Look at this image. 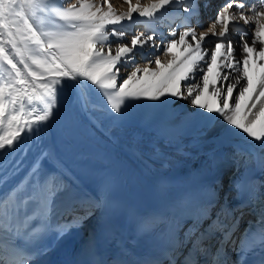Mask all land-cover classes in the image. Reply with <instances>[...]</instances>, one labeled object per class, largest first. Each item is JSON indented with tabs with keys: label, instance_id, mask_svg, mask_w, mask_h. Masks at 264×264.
I'll list each match as a JSON object with an SVG mask.
<instances>
[{
	"label": "snow or ice",
	"instance_id": "obj_1",
	"mask_svg": "<svg viewBox=\"0 0 264 264\" xmlns=\"http://www.w3.org/2000/svg\"><path fill=\"white\" fill-rule=\"evenodd\" d=\"M63 3L0 0V264H34L35 257L45 250L44 241L52 236L62 238L92 215L93 203L101 205L99 197L89 200L79 195L67 173L45 168L47 152L38 153L25 175L4 188L24 169V158L31 150L28 140L54 115L66 87L76 90L78 102L82 95H94L98 107H110L121 114L132 100H190L192 106L207 113L197 117L204 121L206 135L217 121L232 126L225 128V133L241 130L245 139L261 142L264 149V64L259 65L258 79L248 72L249 53L264 58V0H226L211 26L199 36L190 22L179 31L181 56H173L167 64H161L157 56L155 69L133 67L123 79L121 68L134 65L137 49L149 41L154 48L159 45L155 44V33H139L132 37L131 46L117 40L113 54L111 37L126 35L122 22L133 21L134 13L153 18L166 6L184 0H149L143 6L140 0L136 4L125 0L126 13H117L108 0H103L106 9L92 0H76L67 7ZM203 6L209 7L207 3ZM199 7L198 0H187L183 11L191 13L189 20L196 17L197 26L203 27L198 20ZM238 21L248 26V30L238 32L243 40L242 60L236 58V43L228 38ZM176 35L177 30H173L164 46L166 55L177 45ZM209 35L218 37L210 59L209 50L203 47ZM214 68L215 76L210 80ZM198 72L202 74L200 82ZM231 72L237 75L225 84ZM237 87L239 92L233 96ZM240 154L238 145L234 159ZM251 158L257 162V154ZM258 166L264 172V155H260ZM243 188V182L240 188L233 185L238 194ZM254 196L249 191V201L234 208L215 198L204 203L191 199L186 205L187 215L162 217L167 225L162 258L139 264H264V206L250 227L243 232L239 228L243 208ZM257 252L258 258L249 260Z\"/></svg>",
	"mask_w": 264,
	"mask_h": 264
},
{
	"label": "bare ground",
	"instance_id": "obj_2",
	"mask_svg": "<svg viewBox=\"0 0 264 264\" xmlns=\"http://www.w3.org/2000/svg\"><path fill=\"white\" fill-rule=\"evenodd\" d=\"M186 3L187 0L182 4H170L153 18L139 17L134 13L133 21L125 20L122 23L121 30L126 35L122 38L111 37L113 54L117 40L131 46L132 37L139 34L134 32L137 23L142 30L139 32L145 36L155 33V44L159 45L154 48L153 42L149 41L142 49H137L134 65L121 68L122 79L127 78L133 67L143 68L148 65L150 70L155 69L156 64L151 67L152 61L156 59L153 58L162 52L165 61L162 60L161 64H167L173 56H181L183 46L179 44V31H183L184 25L189 22L198 31H206L208 23H212L214 12L225 5L226 0H198V20L203 25L200 28L197 26V18L191 17L189 20L191 13L183 11ZM205 3L209 7L204 8ZM96 4H99V0ZM201 7L204 10H200ZM240 26L248 30V26L239 21L229 31L228 38L236 43V58L242 60L244 54L240 45L243 40L237 31ZM217 29L219 31V25ZM173 30H177V45L171 48L170 55H166L164 46ZM186 39L194 43L190 37ZM206 39L208 43L203 47L209 50L210 59L211 49L215 46L213 41L218 37L209 35ZM150 52L155 55L148 56ZM248 56L249 75L255 74L258 79L261 70L259 65L264 64V58H257L254 53ZM201 75L199 72L196 74L197 82H200ZM230 75L231 79L225 84L233 82L237 73L231 72ZM214 76L215 68L210 74V80ZM85 83L95 88L90 82ZM238 92L239 87L234 90L233 96ZM127 103L129 106L123 114L116 113L110 107H98L94 95H82L78 102L76 90L66 87L53 110L54 115L43 122L35 137L28 140L31 150L24 158L25 167L4 186L5 189L25 175L27 166L38 153L47 152L49 157L43 161L45 168L67 173L79 195L89 200L98 197L101 200L99 207L92 204L94 211L81 226L71 228L62 238L56 239L53 249L40 257L36 256L34 264H48L52 256L74 238L89 236L97 239L106 228L111 236L121 239L123 243L127 242L131 234L137 237L143 230L157 227L167 230L162 217L172 213L179 215L184 209L180 204L183 202L173 200L174 194L179 191L192 190L196 194L210 192L213 196L211 198L220 203L227 202L229 207H236L237 193L233 189L230 174H223L220 160L234 154L238 145L240 156L252 165L254 180L264 189L261 187L264 172L258 166L260 155H264L261 142L252 138L245 139L246 134L238 129H233L231 134L225 133L223 130L231 129L232 126L217 121H214L215 127L206 135L204 121L197 117L207 113L192 106L190 100L162 97L161 101L140 99ZM248 105L251 106V101H248ZM258 107L253 109V113ZM253 153L257 154V162L251 158ZM215 212L216 208H213V215ZM244 216L240 221V229L246 220Z\"/></svg>",
	"mask_w": 264,
	"mask_h": 264
},
{
	"label": "rangeland",
	"instance_id": "obj_3",
	"mask_svg": "<svg viewBox=\"0 0 264 264\" xmlns=\"http://www.w3.org/2000/svg\"><path fill=\"white\" fill-rule=\"evenodd\" d=\"M65 1V0H64ZM98 0H94L93 2H97ZM66 3V4H65ZM69 3H74V0H66L64 3H63V6L64 7H67L68 6V4ZM108 3L109 4H111L112 5V7H113V9L116 11V12H119V11H123V12H127V7H128V5H127V3H125V0H121V2H115L114 0H108ZM131 3L132 4H136V0H131ZM147 3H149V0H140V4H141V6H143V5H145V4H147ZM99 4H101L104 8H107L108 7V5L107 4H103V0H99ZM220 9H217L216 10V12H214V16L216 15V13L219 11V10H221V7H219ZM200 10H204V8L203 7H201L200 8ZM124 22V21H123ZM122 22V23H123ZM239 22V21H238ZM135 28V30H134V32L135 33H140L139 32V30L140 31H142L140 28H138L139 27V23H137L135 26H134ZM200 28V27H199ZM198 28L197 29H195V31H196V33H197V36L199 35L198 33H200V32H198ZM216 31H218V29H216ZM125 37V36H124ZM126 40H128V39H126ZM145 52V51H144ZM159 57H160V59H161V62H162V60L163 61H165V56H164V54H163V52L162 53H160L159 55H158ZM157 56H155L153 59H155ZM136 65H138V63H136ZM155 65V60H153L152 61V63H151V67H153Z\"/></svg>",
	"mask_w": 264,
	"mask_h": 264
}]
</instances>
